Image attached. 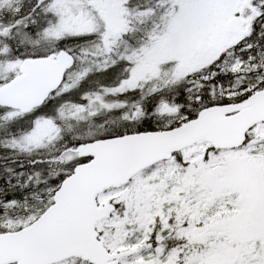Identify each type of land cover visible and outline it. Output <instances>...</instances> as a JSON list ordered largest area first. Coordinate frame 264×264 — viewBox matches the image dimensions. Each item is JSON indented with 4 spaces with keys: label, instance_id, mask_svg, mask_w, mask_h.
<instances>
[{
    "label": "snow or ice",
    "instance_id": "snow-or-ice-1",
    "mask_svg": "<svg viewBox=\"0 0 264 264\" xmlns=\"http://www.w3.org/2000/svg\"><path fill=\"white\" fill-rule=\"evenodd\" d=\"M0 264H264V0H0Z\"/></svg>",
    "mask_w": 264,
    "mask_h": 264
}]
</instances>
